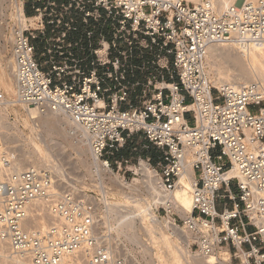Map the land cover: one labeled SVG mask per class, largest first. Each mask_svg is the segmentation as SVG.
Here are the masks:
<instances>
[{"label":"built area","instance_id":"2783aa9c","mask_svg":"<svg viewBox=\"0 0 264 264\" xmlns=\"http://www.w3.org/2000/svg\"><path fill=\"white\" fill-rule=\"evenodd\" d=\"M10 4L19 102L68 117L126 183L144 178L145 160L155 175L149 189L162 194L150 205L155 216L171 217L212 264H264V84L216 87L207 68L212 46H264V0H30L21 20ZM101 23L112 27L110 40L98 35ZM138 73L145 80L130 82ZM135 138L157 155L125 157ZM14 160L0 138V170L9 171L0 174V240L13 255L32 264H129L101 237L95 199L61 191L47 168L12 172ZM188 163L192 213L182 218L169 196ZM46 216V226L25 228Z\"/></svg>","mask_w":264,"mask_h":264},{"label":"bare ground","instance_id":"6f19581e","mask_svg":"<svg viewBox=\"0 0 264 264\" xmlns=\"http://www.w3.org/2000/svg\"><path fill=\"white\" fill-rule=\"evenodd\" d=\"M253 1H255V0H247V2H253ZM6 2L7 3L12 2V0H0V15L3 13L2 10H4L3 4ZM23 4H24L23 0H14L13 7L15 8L16 16L19 20H21V18H20L21 16L22 17L24 16ZM22 20L24 21V18ZM104 44H106V42ZM107 45H108V43H107ZM108 47H109V45H108ZM107 50H108V48H107ZM107 50H106V48H101L99 50V54L101 56H105L107 53ZM261 50L262 49H260V48H249V49L240 48L236 44L212 46L209 50V55H208L207 60L209 58H212L213 62H215V65H216L214 67L213 71H214V74L217 78V83L215 85V83L212 81L214 86L220 87L224 83L240 84V83H249L250 82L249 79H250V76L252 75V73L250 72V70L243 67V65L240 63L241 59H240L239 55H237V53L238 54L241 53V54H244L245 56L249 57V60H248L249 63L248 64H250V67H252L251 70H253V72L256 71V73L259 72L261 78L264 81V75L262 74L263 75L262 76L261 72H260L261 69L263 70L262 72H264V64H262L261 62L258 61V59H257L258 57H257V53H256V52H261ZM233 51H236L237 53H235V55H234ZM161 63H163L165 65L166 60L162 59ZM228 63L234 65V67H235L234 72L233 71L229 72V73H231L230 75L228 72H225L223 69L224 68L223 66L225 64H228ZM213 65H214V63H213ZM8 71H9V76H10V73L14 74V67L9 66L8 69H6V70L3 69L2 72H0V87L3 88L7 92V94H9V96L16 98L12 102H9V103H12V105L14 104V106L15 105L20 106V110L16 111V114L21 115V110L24 111L25 116L22 117V118H24L23 121L25 123V126L28 127L30 132H31V138H32V142H33L32 145L35 146L34 148H37V150H38L37 152H39V154H40L39 156H41V158H42V159L40 158L41 161H43L46 164L51 163L53 161V158H54L52 156V151L53 150L62 151V150H64V148H66L64 146V144L59 139V137L62 135V132H63L61 129L62 128L61 122H60L61 118L57 117L58 119L54 120V118H51V115L52 114L53 115L55 114L57 116H63V115L56 114V113L41 114L36 109H34L32 107H28V106L20 103L18 100V89H17L16 80L12 81V79H10V78L8 79V77H7ZM227 73H228V75H227ZM251 79H252V77H251ZM251 82H252V80H251ZM62 120H64V121L67 120L66 122H69L70 126L73 127L70 131H73L74 134L77 133L76 131H81L84 134V136L87 135V133L84 132L82 129H80L77 125L72 124L69 121L68 117L64 116V118L61 119V121ZM90 148H91V145H90ZM91 154H92V159H93V163H92L93 167L96 169V173L100 177H102V175L105 173L112 174L110 171L106 170V168L104 167V163L99 162L95 159L93 152H92V149H91ZM32 162H33L32 165H34V166H31L32 168L39 167L38 165H40V167H43V166H41V165H43V163L41 164L38 161L37 162L32 161ZM142 166H143V171H144V178L142 180L135 178L134 181L139 182L141 184V186L137 185L134 188L136 190H138V188L139 189L142 188L145 190L148 189L149 192L152 191L151 193H153V194L149 195V196H151L153 198L149 197L146 200L144 199L143 201L145 203L147 201L146 204L149 205V206L147 205V207H144L141 204L143 201L140 203V201H139L140 199L138 200V198H137V200H136L135 199L136 196L135 197L131 196L132 193L130 195V193H126L127 191L126 192L124 191V188H129L132 190L133 186L131 184L126 183L123 178L118 177V176L116 179H114L115 180L114 184L116 185V187L118 188L117 190L119 191L116 194L121 196L123 198L124 202H122V203L121 202H110L113 208L109 206V208H110L109 210H111V208H112V210H114L116 206L117 207L118 206H122V207L127 206L128 207V211H126L127 209H123V211L125 210L126 212L125 213L123 212L122 215L120 214L121 217L120 216L118 217L120 220L118 222L116 221V223L112 227H110V230L112 232L114 231V233L116 234V236H115L116 238H114V239H118V238H120V235L121 236L123 235L129 241H132L133 243L136 242L137 245L142 246L144 248V250H143L144 253L147 252V254H148V252H149L148 255H150V256L152 255L151 258L153 257V259H154L153 262H155L156 264H185L186 263L185 260H189L188 259L189 256L193 257V259L190 258L193 260L192 264H212L213 259L204 258V257L200 256L198 253L196 255L192 254V251L190 250L189 245L193 241V237L189 233H187L183 230H180L178 227L175 228L173 226L174 222L171 219V217L160 219V218L155 216V214L153 212V208H151L150 205L155 204L156 202H158V203L162 202V200L160 199V196L162 194L157 189H154V187H151L152 190L149 189L148 185H150V183H151L149 181H150V178H152L154 174H152L149 171L147 162L145 160L142 161ZM25 167L26 166H22L21 162L18 159H15L14 165L12 168V172L13 171L14 172H20V171L26 170ZM47 169H49L51 172L53 169L56 170V173L58 171L62 172V171H60L62 169H60L59 164H56L55 168H53V169L49 168V167ZM0 172H1L0 173L1 175H6L5 173H7L9 171L0 170ZM59 172H58V174L60 175ZM52 173H53V176H54V179L56 182L55 174H54V172H52ZM58 174H57V176H58ZM59 177H61V176H59ZM194 180H195V173L192 169L191 163H188L186 165V170H185L184 174L180 178L179 185H178L177 189L169 196V198H171L175 204V209H176L175 211L178 212L182 216V218H185L186 216H188L189 214L192 213L191 189H192V184H193ZM71 192L76 194L77 192H79V190L74 186L72 188ZM153 201H155V202H153ZM127 207H123V208H127ZM111 212L109 214H111ZM115 214H116V212H115ZM108 216L109 215L107 213V217ZM51 221H52V219L49 216H46V217L40 218V219H37L34 217L29 222H27L24 226L26 229L41 228V227L46 226ZM138 221L141 223V225H143L142 231L144 230V232L148 236L147 239L149 238L147 240L149 242V246H148V243L147 244L145 243L146 241L144 242L140 238L141 235L139 236V234H138V228H139V227H137ZM106 223H105V225H106ZM163 223H165V225H163ZM167 229L170 232L169 234L165 233V231H167ZM159 232H161V235H158ZM109 233H111V232H109ZM116 247L115 248L117 250H115V251H118L120 249L119 248L120 245L116 246ZM229 260H230V257L228 254L227 261L229 262ZM127 262H128V260H127ZM0 264H32V263L20 255H17V254L13 255L10 246L7 243L0 240ZM66 264H82V262H81V260L78 259V260H73L71 263H66Z\"/></svg>","mask_w":264,"mask_h":264},{"label":"rangeland","instance_id":"374dc122","mask_svg":"<svg viewBox=\"0 0 264 264\" xmlns=\"http://www.w3.org/2000/svg\"><path fill=\"white\" fill-rule=\"evenodd\" d=\"M23 2L26 4V9L29 14L31 7H30V0H23ZM5 6V7H4ZM4 10H2V14L0 15V72H2L3 69H8L9 66L13 67V60L11 56V48H10V32L9 29H7L6 25V20L8 18V15L10 14V8L11 4L10 2H6L3 4ZM15 11V8H14ZM6 15V16H5ZM98 35L101 34L102 36L106 37V39L110 40L112 38V27L110 24L103 25L101 23V26L98 27ZM82 29L84 31V26H82ZM104 48H108L107 43L104 44ZM261 50V52H256L257 53V59L259 62L264 64V46L258 47ZM237 53L236 51H233V54L235 55ZM240 59H241V64L243 67L246 69L250 70L252 75L250 76V82L252 81H259L264 84L263 79L261 78L259 72L256 73V71L253 72L252 67H250L249 63V57L245 56L244 54H238ZM146 61H156L157 62V56L155 54H151L145 51V58ZM214 63V65H213ZM161 65H164L163 63L160 62ZM260 64V63H259ZM215 62H213L212 58H209L207 60V68L208 72L211 78V81H213L216 85L217 83V78L214 74V67H215ZM225 72H234V65L232 64H225L223 66ZM258 71V70H257ZM261 69V75H264V72ZM227 73V75H228ZM250 73V74H251ZM231 73H229L230 75ZM262 75V76H263ZM7 77L8 79H12V81L16 80L15 73H10L9 76V71L7 72ZM252 77V79H251ZM262 79V80H261ZM212 82V83H213ZM17 84V82H16ZM0 94L4 96V100L0 102V138L6 145V147L14 153L15 159H18L22 166H26L25 168L29 169L32 168V161L34 162H39L43 163V167L37 168H55L56 164H59L60 166V175L58 172L56 173V170L53 169L52 172H54L55 177H56V183L58 187L60 188L61 191H70L72 188L75 186L79 192L76 194L82 195L83 197L87 198H93L97 201L99 205V213H100V220H101V225H100V233L101 237H104L106 242L114 248V250H117L116 246L120 245V249L118 250L119 253H122L128 260L129 264H156L153 262V257L151 258L148 252L144 253L143 250L144 248L142 246L137 245L136 242L129 241L126 239L123 235H120V238H116V234L114 231L112 232L110 230V227H112L116 221L118 222L120 219L118 218L120 214L128 211L127 208H123L122 206H116L114 210H112V205L110 202H124L123 198L116 193L119 192L114 184V179L118 177H122V174L119 175L117 172L109 174L105 173L100 177L96 173V169L93 167V159H92V154H91V148H90V142L89 138L84 136V134L81 131H76L77 133L74 134L73 131H70L73 127L70 126L69 122H66L67 120H62L64 116H57V115H51V118H54V120H57L59 118L61 122V129H62V135L59 137L60 141L64 144L66 148L64 150H53L52 151V156L53 161L51 163H44L41 161V156H39V152H37V148H34L35 146L32 145V138H31V132L28 127L25 126V123L23 121L25 114L24 111L21 110V115L16 114V111L20 110V106L12 105V102L15 97L9 96L7 92L0 87ZM70 121V120H69ZM71 122V121H70ZM192 123V121L190 120ZM64 129V130H63ZM137 148L139 152H135L133 149ZM59 151V152H58ZM150 154L155 152L156 150L150 149ZM147 149L143 148L142 140L139 138H135L133 142L130 144L129 148L125 151L124 156L131 159L134 163L137 161V159L140 157L139 155H142L143 158L146 157H152L148 155L149 152ZM58 152V153H57ZM157 155V154H156ZM31 156V157H30ZM67 156V157H66ZM30 157V158H29ZM66 157V158H65ZM29 158V159H28ZM41 158V159H40ZM66 160V161H65ZM27 161V162H26ZM62 161V162H61ZM62 167V168H61ZM74 168V169H73ZM90 168V169H89ZM90 170V171H89ZM68 171V172H67ZM77 172V173H76ZM58 174V176H57ZM83 174V175H82ZM61 176V177H59ZM60 178V179H59ZM102 179V180H101ZM104 182V183H103ZM129 184H131L133 189L129 188H124V191L126 193H132L131 196H136V200L140 201V203L145 199L149 198V195L145 189H139L136 190L134 187L137 185H141L139 182H135L132 179H130ZM71 188V189H70ZM111 190V191H110ZM121 197V198H120ZM108 202V203H107ZM147 203V201H146ZM144 201L141 203L144 207H147L148 204H146ZM146 205V206H145ZM110 207L111 210H109ZM149 206V205H148ZM121 209H120V208ZM119 208V209H118ZM123 209H127L126 211ZM111 214H109L110 212ZM116 212V214H115ZM108 213V217H107ZM180 217H182L178 212H176ZM113 215V216H112ZM121 217V216H120ZM110 219V220H109ZM107 223H106V222ZM179 221V220H178ZM180 222V221H179ZM106 223V225H105ZM109 224V225H108ZM165 225V223H163ZM137 227L138 228V234L140 238L149 246V242L147 241V235L142 231L143 225L138 221L137 222ZM109 229V230H108ZM166 229V228H165ZM111 232V233H109ZM165 233L169 234V230L165 231ZM158 235H161V232L158 233ZM166 235V234H165ZM160 237V236H159ZM112 238V239H111ZM119 243V244H118ZM117 244V245H116ZM115 245V246H114ZM138 246V247H137ZM116 247V248H115ZM140 250V251H139ZM192 254L196 255V249H191ZM193 257H188L189 260H185V264H192V259ZM134 262V263H133ZM153 262V263H152Z\"/></svg>","mask_w":264,"mask_h":264},{"label":"crops","instance_id":"0c3cea01","mask_svg":"<svg viewBox=\"0 0 264 264\" xmlns=\"http://www.w3.org/2000/svg\"><path fill=\"white\" fill-rule=\"evenodd\" d=\"M71 37H72V39H75V40L84 39L83 33H76V34H73ZM132 62H133L134 65H139L141 63L140 60H138L136 58L133 59ZM129 80H130V82H135L137 80H145V75H142V74H139V73L137 75H135V76L130 75L129 76ZM149 154H150V151L148 152V155ZM150 155L152 157H155L156 156L155 152L154 153L152 152Z\"/></svg>","mask_w":264,"mask_h":264}]
</instances>
